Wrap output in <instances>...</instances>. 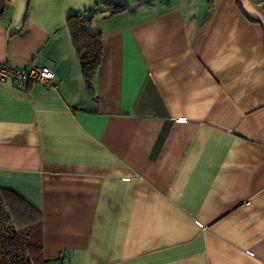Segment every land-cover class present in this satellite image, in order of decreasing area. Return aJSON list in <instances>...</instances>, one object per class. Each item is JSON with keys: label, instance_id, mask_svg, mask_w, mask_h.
Listing matches in <instances>:
<instances>
[{"label": "crops", "instance_id": "crops-1", "mask_svg": "<svg viewBox=\"0 0 264 264\" xmlns=\"http://www.w3.org/2000/svg\"><path fill=\"white\" fill-rule=\"evenodd\" d=\"M101 0H8L0 187L44 264H264V0H116L85 81L67 26Z\"/></svg>", "mask_w": 264, "mask_h": 264}, {"label": "trees", "instance_id": "trees-1", "mask_svg": "<svg viewBox=\"0 0 264 264\" xmlns=\"http://www.w3.org/2000/svg\"><path fill=\"white\" fill-rule=\"evenodd\" d=\"M8 0H0V18ZM125 4L101 0L91 10L71 14L67 26L72 36L81 70L90 87L100 66L103 45L100 33L92 30L95 14L124 11ZM40 212L16 192L0 187V264H44Z\"/></svg>", "mask_w": 264, "mask_h": 264}, {"label": "built area", "instance_id": "built-area-1", "mask_svg": "<svg viewBox=\"0 0 264 264\" xmlns=\"http://www.w3.org/2000/svg\"><path fill=\"white\" fill-rule=\"evenodd\" d=\"M55 74L47 66L14 67L0 62V79H9L17 83H42L47 87L52 85Z\"/></svg>", "mask_w": 264, "mask_h": 264}]
</instances>
